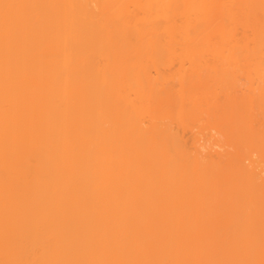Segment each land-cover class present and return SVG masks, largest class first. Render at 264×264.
<instances>
[{
  "label": "bare ground",
  "instance_id": "bare-ground-1",
  "mask_svg": "<svg viewBox=\"0 0 264 264\" xmlns=\"http://www.w3.org/2000/svg\"><path fill=\"white\" fill-rule=\"evenodd\" d=\"M0 264H264V0H0Z\"/></svg>",
  "mask_w": 264,
  "mask_h": 264
}]
</instances>
